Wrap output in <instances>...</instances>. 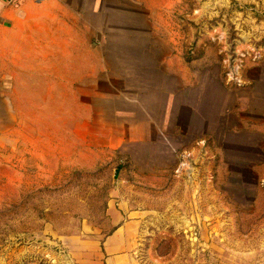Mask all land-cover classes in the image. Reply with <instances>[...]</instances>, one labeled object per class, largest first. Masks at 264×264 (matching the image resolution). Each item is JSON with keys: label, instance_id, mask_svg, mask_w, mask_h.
<instances>
[{"label": "rangeland", "instance_id": "374dc122", "mask_svg": "<svg viewBox=\"0 0 264 264\" xmlns=\"http://www.w3.org/2000/svg\"><path fill=\"white\" fill-rule=\"evenodd\" d=\"M103 4L1 66L0 264H264V0Z\"/></svg>", "mask_w": 264, "mask_h": 264}, {"label": "crops", "instance_id": "0c3cea01", "mask_svg": "<svg viewBox=\"0 0 264 264\" xmlns=\"http://www.w3.org/2000/svg\"><path fill=\"white\" fill-rule=\"evenodd\" d=\"M104 2L105 0H87L80 4H77L76 0L0 2V78L3 76L2 73L7 72L1 67L2 64L9 66L14 62V57L27 54L29 45H34L38 49H41V46L44 49L48 47L50 54L47 56L51 59L47 61L58 65L61 61L77 60L80 57L77 48L89 47L87 40L79 44L76 42L78 31L95 30L106 34L113 25H118L115 28L117 30L123 29L124 26L121 24L123 22L110 23L106 20L108 10ZM80 6L83 7L77 19V10ZM90 15H93L92 18L96 17L100 23L92 22ZM116 17L118 19V16ZM84 19L85 22H81ZM45 33L47 39L44 38ZM35 54L42 55L41 52Z\"/></svg>", "mask_w": 264, "mask_h": 264}, {"label": "built area", "instance_id": "2783aa9c", "mask_svg": "<svg viewBox=\"0 0 264 264\" xmlns=\"http://www.w3.org/2000/svg\"><path fill=\"white\" fill-rule=\"evenodd\" d=\"M19 0H0V2L17 3ZM35 2H41L42 0H34Z\"/></svg>", "mask_w": 264, "mask_h": 264}]
</instances>
